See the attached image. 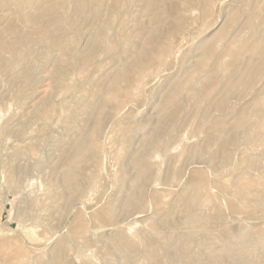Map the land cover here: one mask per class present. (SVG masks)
Returning a JSON list of instances; mask_svg holds the SVG:
<instances>
[{
    "label": "rangeland",
    "instance_id": "rangeland-1",
    "mask_svg": "<svg viewBox=\"0 0 264 264\" xmlns=\"http://www.w3.org/2000/svg\"><path fill=\"white\" fill-rule=\"evenodd\" d=\"M0 264H264V0H0Z\"/></svg>",
    "mask_w": 264,
    "mask_h": 264
}]
</instances>
